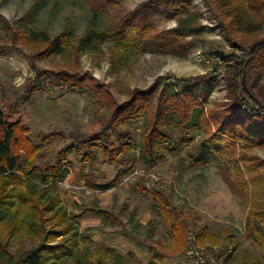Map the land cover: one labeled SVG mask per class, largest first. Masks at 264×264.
I'll return each instance as SVG.
<instances>
[{"label":"rangeland","instance_id":"rangeland-1","mask_svg":"<svg viewBox=\"0 0 264 264\" xmlns=\"http://www.w3.org/2000/svg\"><path fill=\"white\" fill-rule=\"evenodd\" d=\"M189 1L191 8L181 18L193 15L195 27H201L192 35L173 33L180 27V12L160 0H0V29L3 24L11 28L7 35H0V107L16 111L11 119L21 118L35 143H41L40 136L53 135L47 162H56L58 150L71 149L66 178L53 184L70 213L84 215L78 219L81 241L92 249L107 247L134 264H264L249 226L251 176L245 171L247 161L264 172V132L257 131L264 123V54L251 60V51L264 41V17L259 10L245 9L247 0ZM261 1L253 0L251 6L258 3L263 8ZM94 10L100 12V27L114 35L95 51L67 57L42 55L39 51L45 45L13 39V29L29 22L51 36L73 33L79 38L94 19ZM236 11L240 24L232 22ZM61 69L80 74L76 80L100 97L105 94L109 103L126 108L146 102L147 112L126 126L115 120L109 128L116 146L127 139L134 142L132 152L121 155V161H104L102 138L95 146H84L77 139L109 125L113 108L108 111L91 93L60 85L51 72ZM29 88L34 90L28 92ZM172 92L180 94V102L170 98ZM191 111L195 118L181 122L190 118ZM168 115H177V121ZM148 127L168 136L143 159L142 140L147 138L143 133ZM233 131L247 140L228 139ZM221 137L223 142L216 141ZM208 139L224 150L229 147L225 156L247 183L246 191L243 187L236 191L228 184V170L223 168L226 160L213 157L205 146ZM229 140L231 145L225 146ZM131 166L129 177H124L129 182L123 179L110 190L95 188L112 183L121 169ZM151 173L158 179L149 183ZM158 191L184 215L190 240L183 253H175L170 246V221L160 213ZM96 198L117 218L100 219L102 224L90 216L84 220L88 211L80 206H89ZM124 201L141 220L160 221L153 239L132 241L110 234L122 228L120 221L126 222L119 212ZM91 226L105 234L88 231ZM204 227L224 239L213 243L208 238L197 244L196 235ZM23 237L13 238V250L20 248ZM233 240L240 243L239 249ZM245 250L249 256L243 254ZM230 254L238 261L227 259Z\"/></svg>","mask_w":264,"mask_h":264},{"label":"trees","instance_id":"trees-1","mask_svg":"<svg viewBox=\"0 0 264 264\" xmlns=\"http://www.w3.org/2000/svg\"><path fill=\"white\" fill-rule=\"evenodd\" d=\"M160 1L162 5L171 8V10H174L172 8L173 5L175 13L180 12V17H178L180 27L173 33L183 35L189 32L192 35L197 32V28H201L195 27L196 19L193 15L181 18V15L185 12L184 10L188 11L191 8L189 0ZM247 2L249 5L244 7L245 9L254 8L256 11L259 10L260 15L264 17V4L263 8H261L258 3L251 6L253 0H247ZM96 10L93 11L94 19L89 23L85 33L79 38L73 36V33H60L51 36L46 31L29 25V22L18 27L19 29H13V39L16 41L20 39L23 42L29 41L36 46L45 45L44 49L39 51L42 55L57 54L67 57V54L95 51L99 45L114 38L112 31L105 27H100V21H98L100 12ZM233 15L232 22L240 24L238 21L239 13L236 11ZM3 26L0 29V35L4 32L7 35V31L11 30V28L6 24H3ZM115 39L120 41L118 38ZM258 45L260 46L251 51V54H253L251 55L252 62L257 61L259 54H264V41H260ZM1 53L2 51H0ZM51 74L59 81L60 85L81 93H91L96 96L97 100L108 111L111 110L110 107L113 108L109 125H106L98 133L77 137L84 146H89L90 143L95 146L97 141L102 138L100 148L103 151L104 161L110 163L121 161V155L126 154L127 156L128 153L132 152L134 142L127 139L126 142L116 146L110 138L109 128L115 120H120L121 124L126 126L130 120L133 121L138 118L137 116L147 112L149 109L144 105L146 102L142 103L143 105L136 104L122 108V104H116L112 101L109 103L105 94L100 97L97 92L88 88L86 84L76 80L80 74H73L66 69L51 72ZM87 79L88 77H85L81 80ZM28 90V92H31L34 88H29ZM186 92L189 94V91ZM195 94L194 96L199 100L200 96L196 92ZM189 95L192 96V94ZM179 96L180 94L176 92L170 94V98L178 102H180ZM14 114H16V111L7 112L0 107V264H134L128 256L118 251L102 246L94 250L90 244L81 241L78 220L81 217V212L70 213L63 202L61 192L53 184V181H62L66 178L68 170L65 165L68 159L67 155L71 149L58 150L56 162H47L48 154L52 150L51 139L53 135L40 136L41 143H35L29 136L30 130L24 121L21 118L11 119ZM189 114L191 115L188 120H183L180 117L181 122H188L190 119L192 121L195 118L194 112L192 113L191 111ZM189 114L185 115V117ZM256 114V116L263 115L261 113ZM168 117L172 121H177V115H168ZM257 131L260 134L264 132V123L258 126ZM155 132V129L152 131L148 127L143 133L145 136L147 134L146 140H142L143 152L141 157L143 159H147L145 154L153 153L160 142L166 141V133L163 134L162 131L155 134ZM222 135L226 134L223 133ZM230 138H235L234 140L239 138L240 141L247 140L244 134L234 131L228 135V139ZM216 141L223 142V139L221 137ZM42 144H46V147L42 146ZM224 145H231L230 140L226 141ZM205 146L216 160H221V162L226 160L227 165L223 166V168L228 170V173L225 177L234 190L239 191V187H247L244 179L238 177V170H234V166L229 164L231 163L230 159L225 156L227 155L226 152L230 151L229 147H226L225 151L223 147L215 143V140L211 142L209 139L205 142ZM86 157L87 155L84 159ZM199 160L204 162L202 158ZM249 161L253 162L252 160ZM245 162V171L251 176L249 183L252 190V209L249 214V226L255 242L260 248V256L264 258V172L255 169L256 165ZM263 163L264 161H262L261 165ZM261 165L259 168L262 170ZM133 166L121 169L112 183L97 185L95 188L103 190L112 188L123 180L125 176H129ZM234 171L235 173H233ZM261 178H263L262 181H260ZM243 188L240 189L242 190ZM246 190L247 188H245ZM157 199L160 213H162L165 220L170 221L172 233L169 241L170 246L174 247V252L177 254L185 252L190 240V231L186 225L184 215L177 211L176 208L171 207L159 191ZM85 205L80 206L83 211H91L104 218H117V215L106 209L98 198L91 201L89 206ZM120 213L124 215L126 222L122 223L120 221L122 228L113 230L112 234L132 237L138 240H151L155 237L160 221L152 219L147 224H143L139 220L136 211H128L127 203L122 205ZM87 230L97 231L99 229L92 226ZM17 235L25 237L21 238L22 245L15 251L12 247V240ZM208 238L210 239L209 241L215 243L224 239V236L222 234L213 235L207 227H204L196 235V242L199 244L203 242V239L207 240ZM233 243L236 250L240 248L241 245L238 241L233 240ZM243 254L249 256L247 250L243 251ZM227 259L238 261L237 257H233L232 254Z\"/></svg>","mask_w":264,"mask_h":264},{"label":"crops","instance_id":"crops-1","mask_svg":"<svg viewBox=\"0 0 264 264\" xmlns=\"http://www.w3.org/2000/svg\"><path fill=\"white\" fill-rule=\"evenodd\" d=\"M125 181H124V183H127V182H129V179H124ZM140 185V183H137V188H138V186ZM115 186H117V184L116 185H114L113 187H115ZM93 189V188H92ZM111 189V188H110ZM110 189H108V190H110ZM94 190V189H93ZM127 201V200H126ZM126 201H124L123 203H122V205L124 204V203H127ZM106 209H108V210H110L106 205H104L103 203H101ZM122 205H121V207H122ZM131 209V208H130ZM129 209V207H128V211L130 210ZM120 210H121V208H120ZM111 211V210H110ZM133 211H135V210H133ZM86 212V211H85ZM112 212V211H111ZM120 212V211H119ZM137 212V211H136ZM93 214V212H91V211H88L87 213H86V215H85V218H84V220H87V216H90V217H94L95 218V220H96V223L97 224H102V222H103V220L105 219L104 217H101V216H98V215H96L95 213V216H93L92 215ZM84 215H81V217H83ZM80 217V218H81ZM100 219H103V220H100ZM139 220L143 223V224H147L150 220H152L151 218H148V219H146V220H141V218H139ZM84 222H86V221H84ZM92 227V226H91ZM95 227H97V226H95ZM90 228V227H89ZM88 229V228H87ZM98 229L99 230H97V231H93V232H96V233H101V234H105V232L104 231H102L99 227H98ZM112 232V231H111ZM108 234V233H107ZM110 234H112V233H110ZM112 235H115L116 237H121V238H125V239H128V240H132V241H134V240H138V239H136V238H132V237H125V236H123V235H116V234H112ZM139 241V240H138Z\"/></svg>","mask_w":264,"mask_h":264},{"label":"built area","instance_id":"built-area-1","mask_svg":"<svg viewBox=\"0 0 264 264\" xmlns=\"http://www.w3.org/2000/svg\"><path fill=\"white\" fill-rule=\"evenodd\" d=\"M136 173H138L139 171H135ZM134 172V173H135ZM132 175V174H131ZM129 177V176H128ZM147 178L149 179V183H152L153 181H156L158 179V176L155 174V173H151V174H148L147 175ZM126 179H129V178H126ZM148 186H150L149 184H147ZM194 251L193 250H190L189 253H193Z\"/></svg>","mask_w":264,"mask_h":264}]
</instances>
